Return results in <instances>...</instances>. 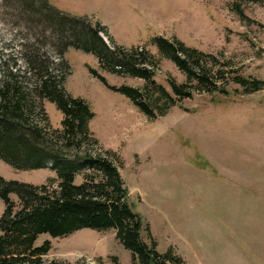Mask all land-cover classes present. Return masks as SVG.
Masks as SVG:
<instances>
[{
  "label": "rangeland",
  "instance_id": "1",
  "mask_svg": "<svg viewBox=\"0 0 264 264\" xmlns=\"http://www.w3.org/2000/svg\"><path fill=\"white\" fill-rule=\"evenodd\" d=\"M50 3L71 16H86L93 25L106 26L100 35L111 49L114 39L125 49L145 51L154 62L153 88L161 87L167 96L154 103V114L149 115L108 86H131L143 92L152 88L146 79L112 73L102 68L96 55L77 48H69L63 56L64 86L90 104L95 114L90 129L98 150L118 166L129 202L142 216L144 241L162 254L172 250L182 264H234L235 224H242L243 236L253 224L252 215L258 220L255 228L264 229V88L248 92L234 80L240 74L264 81V4L243 0ZM27 8L16 0H0V79L10 56L18 57L19 66L26 69L19 54L26 44H34L56 64L62 61L53 41L45 43L42 26L34 25ZM154 37L179 40L206 53L204 64L214 73L221 70L214 76L219 77V86L229 81L225 84L229 92L196 89V82L161 52ZM173 84L192 88V94L178 95ZM154 91L153 96L160 95L158 89ZM44 106L51 130H62L64 113L51 101ZM0 175L35 185L58 183L51 164L20 170L0 158ZM82 179L79 176L77 182ZM12 197L18 200L15 194ZM4 209L0 199V216ZM252 239L256 249L264 245V235ZM46 240L52 243L44 257L47 261L140 264L115 230L84 228L60 237L44 233L36 244Z\"/></svg>",
  "mask_w": 264,
  "mask_h": 264
},
{
  "label": "trees",
  "instance_id": "2",
  "mask_svg": "<svg viewBox=\"0 0 264 264\" xmlns=\"http://www.w3.org/2000/svg\"><path fill=\"white\" fill-rule=\"evenodd\" d=\"M16 1L28 7L34 25L43 28L45 43L48 39L53 41L62 61L56 64L40 48L26 44L25 51L19 53L27 66L25 70L19 66L18 57L10 56L8 60L13 63H4L0 79V158L20 170L46 168L51 164L58 183L35 185L0 175V199L5 204L0 216V264H71L47 261L44 257L52 243L46 240L37 245V239L44 233L60 237L84 228L115 230L117 239L133 252L140 264H182V258L172 250L162 254L156 245L144 241L142 216L129 202V190L118 166L98 150V140L90 129L95 115L90 104L73 96L64 86L67 67L63 56L68 49L93 53L102 68L142 77L151 84L154 94L158 89L160 95L155 97L148 88L142 92L131 86L117 88L107 84L153 115L154 103L166 93L161 87L153 88L152 57L145 51L125 49L114 39L111 40L115 48L111 49L100 35L101 31H107L106 26L93 25L86 16H71L55 8L50 0ZM243 1L264 4V0ZM153 41L187 73L190 81L196 82V89L210 94L229 92L225 86L229 81L219 86V77L214 76L221 70L214 73L204 64L206 53L179 40L154 37ZM90 71L106 83L96 69ZM234 80L248 92L264 88V81L256 78L235 74ZM173 90L185 96L193 91L177 84H173ZM46 100L56 103L64 113L62 130H51L47 123ZM79 176L83 178L80 183Z\"/></svg>",
  "mask_w": 264,
  "mask_h": 264
},
{
  "label": "crops",
  "instance_id": "3",
  "mask_svg": "<svg viewBox=\"0 0 264 264\" xmlns=\"http://www.w3.org/2000/svg\"><path fill=\"white\" fill-rule=\"evenodd\" d=\"M250 218L256 220V217L253 218L252 215L250 216ZM254 220H252L253 224L251 225V228H249V230H247L249 233L244 232L243 236H241V234H239V229L242 227V224L240 223V226H238V224H235V233H236L238 240H237V242H235L236 245H235V251H234L235 252L234 253L235 254L234 255V259H235L234 264H264V245H262V247H259L258 249H256V247H254V245H253V239H252L254 237V235H256L258 237L260 235L263 236L264 235V229L255 228L256 222ZM256 221L258 222V220H256ZM263 222H262V224H263L262 227H264ZM237 230H238V232H237ZM247 237H248V239H247ZM238 245H239V247H236ZM241 253L242 254L245 253V255L239 256V254H241Z\"/></svg>",
  "mask_w": 264,
  "mask_h": 264
}]
</instances>
